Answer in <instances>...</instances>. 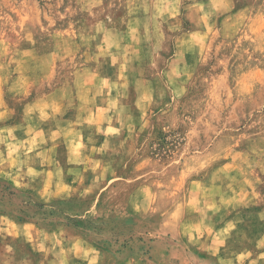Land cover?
Instances as JSON below:
<instances>
[{"label":"rangeland","instance_id":"rangeland-1","mask_svg":"<svg viewBox=\"0 0 264 264\" xmlns=\"http://www.w3.org/2000/svg\"><path fill=\"white\" fill-rule=\"evenodd\" d=\"M93 2L13 0V23L33 14L34 3L41 14L38 26L25 22L31 42L21 40L17 45L19 51L30 54L27 64H9L0 70V113H4L0 118V264H264V172L255 169L258 182L245 186L242 194L237 188L212 195L213 189L227 188L226 183L214 180L215 168L187 177L181 171L180 179L172 180L170 191L175 196L171 199H159L144 187L154 181L166 183L170 172L177 171L167 165L177 146L184 143L185 125L177 109V127L164 131L173 122V116L165 114L169 95L149 112L135 109V100L160 82L159 70L178 63V38L195 31L196 14L189 19L182 7L178 32L171 31L172 21L161 23L164 38L154 50L155 38L146 43L143 37L146 31L153 32L149 17L155 9L145 14L133 7L130 14L128 0H103L99 8L90 9L96 14L92 16L85 9ZM244 7H248L247 0H240L233 12ZM42 13L54 21L51 27ZM162 19H167L166 14ZM224 20L218 15L211 22L219 28ZM101 21L110 30L109 43L124 35L120 43L125 46L131 40L129 25L137 28L141 38L140 44L133 45L139 59L132 62L127 100L120 102L131 106L122 117L126 124L127 117H132L134 131L125 127L119 136L110 135L104 123L114 113L98 111L107 106L101 104L102 96L115 98L116 91L100 89L102 96L95 97V107L87 103L100 80L108 79L111 85L118 79L119 59L117 65L107 56L87 59L105 39L103 33L91 31ZM92 35L95 40L88 39ZM248 44L247 36L193 39L192 47L198 50L182 57L197 69L188 86L193 98L203 95L201 81L206 79L210 81L208 94L221 104L231 74L222 77L240 65L241 50ZM128 52L131 55L132 49ZM258 55L249 62L252 70L242 78L244 89L264 80V61ZM5 76L7 84L3 83ZM153 100H157L155 93ZM34 105L35 110L27 113ZM56 108L60 111L55 112ZM41 111L48 119L40 118ZM89 119L99 125L89 124ZM142 119L147 126L141 124ZM244 122L238 120L241 126ZM112 126L118 127L115 122ZM125 141V149H119L117 145ZM145 159L152 161L151 169H143L148 174L133 182L132 173L141 170ZM29 168L38 175H28ZM138 187H144L142 194H137ZM213 204L218 210H213ZM226 207L233 210L222 211ZM225 212L237 213L241 221L221 233L218 226Z\"/></svg>","mask_w":264,"mask_h":264},{"label":"clouds","instance_id":"clouds-1","mask_svg":"<svg viewBox=\"0 0 264 264\" xmlns=\"http://www.w3.org/2000/svg\"><path fill=\"white\" fill-rule=\"evenodd\" d=\"M103 0H94V2L85 10L89 15L95 16L91 12L92 7L99 8ZM240 0H167L161 4L160 0H128L130 14L133 7L142 10L148 14L150 9H155L149 19L153 21V32L149 34L147 31L144 34V41L147 43L155 38L156 43L153 48H159V42L163 40L160 24L172 21L170 25L171 31H180V25L177 18L180 15V9L184 7L189 14V19L192 14H196L194 20L195 31L191 34H182L178 38L177 56L178 63L167 66L157 72L161 77L154 87L148 88L142 94H138L135 100V109L141 112H149L152 106L158 103H163L165 95L171 97V103L167 105L165 114L173 116V122L169 123L164 128L165 132H170L177 127L175 116L176 110L179 109L183 120L180 123L185 125V134L181 137L183 144L177 146L176 152L172 154L171 163L167 167L171 170L176 168L177 171L170 172V176L166 183L152 182L145 185L155 193L159 199H171L175 193L171 192L172 180L180 179V172L183 171L185 177L189 173L208 172L215 168L213 172L214 180H220L227 184L226 189L221 191L211 190L212 195H222L227 191L239 189L240 193L244 192V187H251L256 181L253 176L255 169L264 172V80L258 82V86L249 85L244 89L241 87V81L246 72L251 71L250 61L258 55L261 61H264V0H247L248 7H244L237 12L233 9L237 7ZM14 11L13 0H0V21L4 24L0 25V70L7 69L9 64L26 65L30 56L27 52L18 50L17 45L21 40L31 42V33L24 26L25 22L32 25H39V10L33 5V14H25L23 20L18 23L12 22L11 12ZM46 19H49L48 27H51L54 21L48 17L47 13H42ZM166 14L167 19H162ZM58 15V14H57ZM222 15L225 17L223 26L217 28L213 18ZM108 23H111L110 18H107ZM211 22V23H210ZM10 25V26H7ZM130 31L127 35L131 36V40L122 47L120 41L125 40V36L121 35L118 40L109 43L108 36L110 30L105 27L103 21L92 26L91 31L103 33L105 39L99 50L91 56L89 60H96L98 57H110L111 63L118 67V79L109 85L108 79L100 80L99 88L95 92V96L90 98L87 103L95 107V97L102 96L100 89H108L116 91L115 98L102 96L101 104H107L106 107L98 109L101 113L112 111L114 116H106L104 123L108 125L107 132L110 135L119 136L125 127L130 132L134 131V126L130 122L132 117L128 116L127 124L122 114L130 105L121 106V100H127L126 90L128 87V77L133 74V60L139 59L137 55L138 49L133 45H138L141 38L137 33V28L129 25ZM42 30L47 31V28ZM24 32L21 36L20 33ZM223 37L224 40L231 39L234 36H247L248 48L242 49L241 63L235 69H228L222 78L227 79L230 76V85L225 92L226 99L221 104H216L213 98L208 94L207 84L210 82L202 79L201 83L205 86L203 95L193 98L189 89V84L196 75L195 65H189L182 59L185 52H195L198 49L192 47V40L198 39L201 42L211 41L215 37ZM90 40H95L96 36L88 37ZM109 48H115V53L109 51ZM128 49H132L130 55ZM197 63H202L197 59ZM156 69V64L151 65ZM217 67H221L217 65ZM3 83L7 84V76L4 77ZM123 89V91H121ZM156 94L157 100H153V94ZM71 106V105H69ZM37 106L34 105L27 109V113H32ZM134 111V109H132ZM59 112L60 109H54ZM223 112V115L221 113ZM228 113H233L231 116ZM239 113V116L236 115ZM4 113H0V118H3ZM41 119L48 117L41 111ZM244 120L241 126L238 120ZM89 124L99 125V121L89 119ZM118 127H113V123ZM141 124L147 126V120L142 119ZM97 132L101 129L96 128ZM210 133V135H208ZM53 133V137H55ZM132 139L129 136V140ZM125 142L119 143V149H125ZM108 146V141H105V148ZM83 147V145H81ZM31 149H29L30 151ZM103 149L94 151H102ZM228 159L226 165H220V161ZM152 161L145 159L141 170H136L132 173V181L134 182L141 174L147 175L143 169H151ZM232 173V175H229ZM28 175L35 176L31 169L28 170ZM19 186V185H18ZM144 187L137 188V194H142ZM221 201H218L220 203ZM213 210H218L216 205H212ZM187 212V206H185ZM139 211V209H137ZM202 223V221H201ZM11 251V249H8Z\"/></svg>","mask_w":264,"mask_h":264},{"label":"crops","instance_id":"crops-1","mask_svg":"<svg viewBox=\"0 0 264 264\" xmlns=\"http://www.w3.org/2000/svg\"><path fill=\"white\" fill-rule=\"evenodd\" d=\"M233 210V208L226 207L222 211H230ZM231 212V211H230ZM224 221H222V224L218 226L219 232H224L228 233L227 230H230L234 227V225H237L241 221L240 216L236 213L235 215L232 213L227 214L226 212L224 213Z\"/></svg>","mask_w":264,"mask_h":264}]
</instances>
